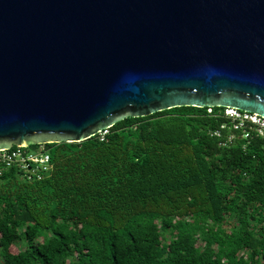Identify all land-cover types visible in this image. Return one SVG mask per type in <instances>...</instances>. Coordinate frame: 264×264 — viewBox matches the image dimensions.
<instances>
[{"label": "water", "instance_id": "obj_1", "mask_svg": "<svg viewBox=\"0 0 264 264\" xmlns=\"http://www.w3.org/2000/svg\"><path fill=\"white\" fill-rule=\"evenodd\" d=\"M179 107L264 119V0H0V150Z\"/></svg>", "mask_w": 264, "mask_h": 264}, {"label": "trees", "instance_id": "obj_2", "mask_svg": "<svg viewBox=\"0 0 264 264\" xmlns=\"http://www.w3.org/2000/svg\"><path fill=\"white\" fill-rule=\"evenodd\" d=\"M211 110L179 107L126 118L108 129L103 142L97 135L81 143L60 144L65 154L58 162L68 169L73 159L102 161L106 153L100 158L83 150L93 146L100 150L120 142L121 148L133 147L125 152L131 164L152 168L151 157L158 155V149L154 152L147 142L162 144L164 149L175 145L194 148L192 161L201 159L206 166L213 209L199 206L195 197L187 200L188 211L180 216L146 206L168 191L173 194L181 187L185 192L193 191L185 176L198 170L193 164L186 165L189 171L181 169L184 176H178L179 183L163 180L153 188L130 194L140 208L119 223L104 207L96 212L80 209L81 195L73 198L71 207L51 204L43 211L38 202L58 176L44 188L30 187L16 181H26L23 171L8 169L0 175V264H264V139L254 131L244 138V131L234 130L233 123L223 117V109ZM216 132L220 135H213ZM60 145H47L52 148L51 155ZM146 146L147 152L134 150ZM166 172L170 176L174 173ZM8 186L16 191L4 192L9 191ZM107 192L103 190L104 195ZM90 193H86L87 200L94 205ZM110 198L108 193L99 201ZM92 217L98 222L90 221Z\"/></svg>", "mask_w": 264, "mask_h": 264}, {"label": "rangeland", "instance_id": "obj_3", "mask_svg": "<svg viewBox=\"0 0 264 264\" xmlns=\"http://www.w3.org/2000/svg\"><path fill=\"white\" fill-rule=\"evenodd\" d=\"M149 148L152 150L157 148L158 155H153L151 157L150 165L152 168H140L137 165L131 164L125 158V152L128 148H133L128 145L127 148H121L120 142L116 144H109L107 147L102 149H97L95 146L84 149L83 152H87L86 155H96L97 157L102 158L101 155L107 154V157L100 160H80V159H71L68 169L63 166H59L61 162V157L65 154L64 145H60V148L52 155L53 157V170L48 173L45 177V180L39 182H28L22 179H17L16 181L22 185L39 188H44L50 185L51 178L56 177L54 184L50 185L49 192L41 197L39 204L43 211L45 207L55 204L56 206L71 207L73 204V198L76 195H81L82 205L80 209L90 208L93 212H96L98 208L104 207L105 209L110 210L115 215V219L119 223L124 218H126L130 212H135L139 210V205H134V198L130 194H137L140 191H143L148 188H153L156 185L161 184L163 180L165 183L169 184V179L172 181L178 182V176L182 178L181 169L196 165L198 170H194L191 173H185L187 176L188 185L193 188V191L185 192L183 187L174 190L173 194L168 191L165 195L161 197H156L152 202L146 204L149 210H153L160 213L172 214L180 216L184 212L188 211L187 200L195 197L199 206L207 207L210 209L214 208L215 201L212 198L211 193L208 191L209 180L206 173V166L204 161L198 159L197 161L193 159L196 149L182 147L180 145H175L170 147V149H164L162 144L156 142H147ZM38 145H31L30 150H33ZM166 147V146H165ZM169 148V147H168ZM147 146L142 147V149H134L135 151H144L147 152ZM156 152V150H153ZM65 158V157H64ZM199 158V157H198ZM59 161V162H58ZM192 162V163H191ZM170 167L173 168L170 169ZM185 169V171H189ZM174 172L168 174L166 172ZM184 170H182L183 172ZM49 177V175H51ZM193 180V181H192ZM97 182V185L95 183ZM99 183V184H98ZM9 191L4 192H15L12 189V186L7 187ZM72 188V189H71ZM5 189V187H2ZM107 189V193L104 195L103 190ZM26 190H31L26 187ZM166 190V189H164ZM167 191V190H166ZM19 192V191H18ZM38 192V189H37ZM91 192V202L94 205H90V201L87 200L88 195L86 193ZM109 193L111 197L109 201L102 202L99 201L101 197L106 196ZM32 197V196H31ZM122 198L127 199L122 200ZM108 200L107 197L104 198ZM97 201L99 204H96ZM36 202V201H35ZM32 206L34 207V203ZM49 205H46L48 204ZM131 204L132 208H128L127 205ZM120 208V209H119ZM124 208V209H121ZM39 218L43 222V218ZM44 219L46 214H44ZM90 221L98 222L95 217L89 218ZM119 225V224H118ZM12 251L17 252L16 248H12Z\"/></svg>", "mask_w": 264, "mask_h": 264}, {"label": "built area", "instance_id": "obj_4", "mask_svg": "<svg viewBox=\"0 0 264 264\" xmlns=\"http://www.w3.org/2000/svg\"><path fill=\"white\" fill-rule=\"evenodd\" d=\"M211 109H208L209 113ZM224 118L233 123L234 130L242 129L244 138H248L251 131L264 139V119L256 114L240 112L232 108H225L222 111ZM108 130L98 134L100 141H105ZM213 135L219 136V132ZM233 140L230 136L229 141ZM30 146L15 147L10 150H0V175L8 169L18 168L25 173L26 181L39 182L45 179L48 173L53 170L52 148L47 145H38L30 150Z\"/></svg>", "mask_w": 264, "mask_h": 264}]
</instances>
